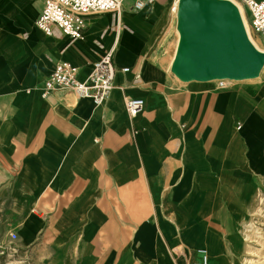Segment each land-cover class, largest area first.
Instances as JSON below:
<instances>
[{"label": "crops", "instance_id": "crops-1", "mask_svg": "<svg viewBox=\"0 0 264 264\" xmlns=\"http://www.w3.org/2000/svg\"><path fill=\"white\" fill-rule=\"evenodd\" d=\"M43 5L0 0L1 187L19 233L29 224L26 245L75 240L82 264H101V252L111 253L104 264H147L132 246L150 264H176L185 248L201 262L184 233L208 234L220 204H237L238 189L247 202L264 180V88L178 81L154 5L90 16L80 40L56 26L40 31ZM108 52L117 73L103 104L65 91L44 97L58 63L86 79ZM128 98L144 100L136 117Z\"/></svg>", "mask_w": 264, "mask_h": 264}, {"label": "rangeland", "instance_id": "rangeland-1", "mask_svg": "<svg viewBox=\"0 0 264 264\" xmlns=\"http://www.w3.org/2000/svg\"><path fill=\"white\" fill-rule=\"evenodd\" d=\"M158 1L165 3L164 7L170 4V0ZM234 1L237 2V0ZM153 8L156 9L159 20L164 23L158 30V33L161 31L157 37L158 44L160 46L165 42L169 44L167 50L172 54L176 40V32L173 27L175 20L173 21V16H170L171 24L165 23L164 9L158 4H155ZM244 15L247 21L249 17L245 9ZM248 29L254 43L264 50L262 39L251 33L249 26ZM226 83L228 87L243 84L244 87H261L263 89L264 72L259 79ZM5 177L3 169L0 170V264H82L75 240L60 244L57 243V240L55 241L53 236H42L37 243L29 246L20 240L18 223H14L12 219L13 204L6 194L4 196L1 187L5 183L3 179ZM237 193V204H220L208 222L212 230L218 231L226 238V255L231 264H264V180L262 185L254 193H251L250 198L245 203L241 200L242 190L238 189ZM232 211H235L240 217L238 222L234 220ZM14 234L17 238L13 237ZM235 234L242 238L243 244L239 246V250L233 251L231 243ZM246 236L249 238L246 239ZM116 242V258H119L125 242L119 234L116 236ZM236 252L237 254H235ZM173 254L177 257L179 253L174 252ZM110 255V252H101L100 263L104 264ZM198 262L196 252H194L193 256L191 255L190 264H198Z\"/></svg>", "mask_w": 264, "mask_h": 264}, {"label": "water", "instance_id": "water-1", "mask_svg": "<svg viewBox=\"0 0 264 264\" xmlns=\"http://www.w3.org/2000/svg\"><path fill=\"white\" fill-rule=\"evenodd\" d=\"M181 43L172 73L180 81L257 78L264 52L250 41L230 0H180Z\"/></svg>", "mask_w": 264, "mask_h": 264}, {"label": "built area", "instance_id": "built-area-1", "mask_svg": "<svg viewBox=\"0 0 264 264\" xmlns=\"http://www.w3.org/2000/svg\"><path fill=\"white\" fill-rule=\"evenodd\" d=\"M237 2L248 13L249 19L246 22L251 33L264 42V0ZM155 3L156 0H44L36 26L48 36L52 35V27L56 26L64 36L80 40L84 38L87 18L90 16L121 13L125 4H130L131 10L142 11ZM116 73L113 52H108L96 61L86 79H80L78 69L71 64L60 62L55 66L54 72L43 81V95L47 98L56 91H65L78 98L90 97L97 105H101L114 88ZM217 87L221 90L228 88L224 80H217ZM144 104L143 99L128 98L125 103L128 115H139ZM13 237L17 238L15 234Z\"/></svg>", "mask_w": 264, "mask_h": 264}, {"label": "bare ground", "instance_id": "bare-ground-1", "mask_svg": "<svg viewBox=\"0 0 264 264\" xmlns=\"http://www.w3.org/2000/svg\"><path fill=\"white\" fill-rule=\"evenodd\" d=\"M234 5L239 10V13L241 15L242 21L245 25V29L247 31L248 37L250 41L254 44V46L261 52H264V50L260 49L252 40L251 34H249V29L247 26L246 18L244 15V9L243 7L235 2L234 0H230ZM179 6H180V0H170V4L167 7H164V22L171 24L172 20H170V16H173V21L175 20V26L174 30L176 32V40H175V47L173 48V56L174 60L171 64V70L173 67V64L177 58L178 55V50L180 47L181 43V32L179 29ZM264 72V66L261 70V74ZM175 75V74H174ZM258 76L257 78L253 79H230V78H224L221 80H224L228 83L236 82V81H246V80H255L259 79ZM175 78L179 79L178 76L175 75ZM180 80V79H179ZM217 81V80H216ZM184 82V81H183ZM247 200V198H244ZM233 213V218L236 222L239 221V216L235 213V211H232ZM237 226V225H236ZM237 234V233H236ZM233 238V242L231 243L232 245V250L236 251L239 250V246L243 244V240L240 236H236ZM249 237L246 236V239ZM20 240L24 242L25 244H28L32 240V236L29 231V224L28 222L25 223L23 226L22 230L20 231ZM230 240V239H229ZM182 242L187 245L188 247H193L196 248V251L198 252L197 258L200 259L202 258L201 262L199 264H231L228 256L226 255V238H224L223 235H221L218 231L216 230H211L208 228V234L206 235H201L198 234L197 236L193 237L190 231H186L183 235ZM78 244V242L76 243ZM135 251V255H138L137 258L142 262V263H147L150 264V261L148 260V255L147 252L144 250L135 249V247L132 246V253ZM183 251V257L177 259L176 264H190V252L188 248H185ZM181 252V251H180ZM237 254V252L235 253ZM145 261V262H144ZM110 264V263H108Z\"/></svg>", "mask_w": 264, "mask_h": 264}]
</instances>
